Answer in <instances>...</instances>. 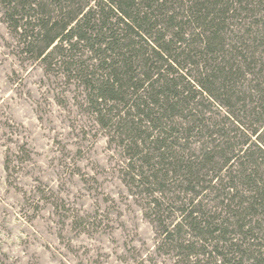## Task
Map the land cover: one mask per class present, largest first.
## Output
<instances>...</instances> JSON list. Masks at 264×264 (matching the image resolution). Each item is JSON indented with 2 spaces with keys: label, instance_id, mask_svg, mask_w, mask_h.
<instances>
[{
  "label": "trees",
  "instance_id": "1",
  "mask_svg": "<svg viewBox=\"0 0 264 264\" xmlns=\"http://www.w3.org/2000/svg\"><path fill=\"white\" fill-rule=\"evenodd\" d=\"M0 3L26 52L82 84L153 208L179 193L163 234L189 264H264V0Z\"/></svg>",
  "mask_w": 264,
  "mask_h": 264
},
{
  "label": "rangeland",
  "instance_id": "2",
  "mask_svg": "<svg viewBox=\"0 0 264 264\" xmlns=\"http://www.w3.org/2000/svg\"><path fill=\"white\" fill-rule=\"evenodd\" d=\"M3 11L0 3V264H189L163 234L181 217L179 193L165 198L174 207L153 208L159 194L135 181L139 162L129 165L82 84L26 52ZM210 111L225 121L226 108ZM208 140L191 136L186 153Z\"/></svg>",
  "mask_w": 264,
  "mask_h": 264
}]
</instances>
